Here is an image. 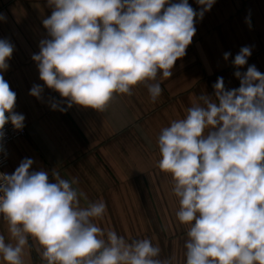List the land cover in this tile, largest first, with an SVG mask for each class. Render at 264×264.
Listing matches in <instances>:
<instances>
[{
	"label": "clouds",
	"instance_id": "1",
	"mask_svg": "<svg viewBox=\"0 0 264 264\" xmlns=\"http://www.w3.org/2000/svg\"><path fill=\"white\" fill-rule=\"evenodd\" d=\"M216 0H47L51 15L42 23L49 38L32 55L39 79L29 95L44 87L73 105L106 110L116 95L131 96L139 84L156 102L161 80L171 78L202 20ZM5 19L0 14V20ZM247 19V18H246ZM14 45L0 39V151L5 125L22 130L17 94L3 72ZM251 46L232 63L238 88L223 77L173 120L158 137L157 167L171 174L179 198L178 221L187 228L186 264H264V73L246 72ZM231 53L225 52L228 60ZM52 110L66 111L57 103ZM24 158L12 174L0 172V215L10 241L0 234L5 264H25L34 247L44 264H173L148 238L131 242L94 223L106 212L103 200L81 206L83 192L53 170L34 171ZM31 238L32 244H29Z\"/></svg>",
	"mask_w": 264,
	"mask_h": 264
},
{
	"label": "crops",
	"instance_id": "2",
	"mask_svg": "<svg viewBox=\"0 0 264 264\" xmlns=\"http://www.w3.org/2000/svg\"><path fill=\"white\" fill-rule=\"evenodd\" d=\"M188 2L199 11L196 0ZM51 12L47 0H0L5 18L0 20V39L14 45L2 74L17 94L15 111L25 116L26 128V135L9 145L6 173L30 158L31 170H46L50 179L55 170L77 181L73 187L87 197L81 198L82 207L100 200L106 204L103 217L94 221L105 233L115 231L129 242L148 238L161 249L160 259L175 257L173 264H186L187 228L176 217L180 205L171 174L157 167L158 137L173 120L186 116L199 95H212L218 77L227 89L239 87L232 61L243 46H251L252 54L239 70L255 65L264 73V0H216L197 20L196 35L172 77L160 81L163 91L156 102L139 84L131 96L116 95L103 112L67 108V101L46 86L41 99L29 95L34 84L43 85L32 55L49 38L42 21ZM225 52L231 53L228 60ZM53 102L66 111L52 110ZM0 234L10 241L2 215ZM23 259L25 264H44L34 247L25 248ZM0 264H5L2 258Z\"/></svg>",
	"mask_w": 264,
	"mask_h": 264
},
{
	"label": "built area",
	"instance_id": "3",
	"mask_svg": "<svg viewBox=\"0 0 264 264\" xmlns=\"http://www.w3.org/2000/svg\"><path fill=\"white\" fill-rule=\"evenodd\" d=\"M26 135V128L23 127L22 130H16L9 123L5 125V137L2 141L3 151H0V172L6 173V167L9 163L10 149L9 145L12 141L19 139Z\"/></svg>",
	"mask_w": 264,
	"mask_h": 264
}]
</instances>
